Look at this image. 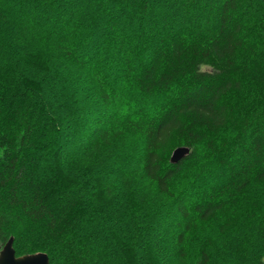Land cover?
Returning a JSON list of instances; mask_svg holds the SVG:
<instances>
[{"label":"trees","instance_id":"1","mask_svg":"<svg viewBox=\"0 0 264 264\" xmlns=\"http://www.w3.org/2000/svg\"><path fill=\"white\" fill-rule=\"evenodd\" d=\"M11 238L50 264H264V0H0Z\"/></svg>","mask_w":264,"mask_h":264},{"label":"water","instance_id":"2","mask_svg":"<svg viewBox=\"0 0 264 264\" xmlns=\"http://www.w3.org/2000/svg\"><path fill=\"white\" fill-rule=\"evenodd\" d=\"M190 148L181 146L174 150L171 161L176 163L185 157ZM14 239L11 238L0 252V264H50V258L46 253H34L29 255L17 256L13 246Z\"/></svg>","mask_w":264,"mask_h":264},{"label":"rangeland","instance_id":"3","mask_svg":"<svg viewBox=\"0 0 264 264\" xmlns=\"http://www.w3.org/2000/svg\"><path fill=\"white\" fill-rule=\"evenodd\" d=\"M3 247H4V246H3ZM3 247L0 248V252H1V250L3 249ZM33 254H34V253H33Z\"/></svg>","mask_w":264,"mask_h":264}]
</instances>
